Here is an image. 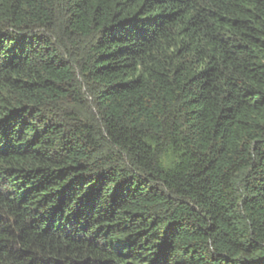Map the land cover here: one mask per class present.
Returning a JSON list of instances; mask_svg holds the SVG:
<instances>
[{"label": "trees", "instance_id": "obj_1", "mask_svg": "<svg viewBox=\"0 0 264 264\" xmlns=\"http://www.w3.org/2000/svg\"><path fill=\"white\" fill-rule=\"evenodd\" d=\"M0 264H264V0H0Z\"/></svg>", "mask_w": 264, "mask_h": 264}]
</instances>
